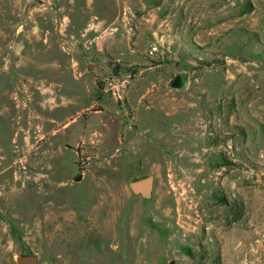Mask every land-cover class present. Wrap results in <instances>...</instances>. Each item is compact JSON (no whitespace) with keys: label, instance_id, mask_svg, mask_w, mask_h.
Here are the masks:
<instances>
[{"label":"rangeland","instance_id":"374dc122","mask_svg":"<svg viewBox=\"0 0 264 264\" xmlns=\"http://www.w3.org/2000/svg\"><path fill=\"white\" fill-rule=\"evenodd\" d=\"M31 254L264 264V0H0V264Z\"/></svg>","mask_w":264,"mask_h":264},{"label":"water","instance_id":"95a60500","mask_svg":"<svg viewBox=\"0 0 264 264\" xmlns=\"http://www.w3.org/2000/svg\"><path fill=\"white\" fill-rule=\"evenodd\" d=\"M187 81L183 76L178 75L171 80L169 87L173 90L182 91L186 88ZM76 182L81 180V176L74 179ZM129 190L135 196H139L145 201H148L153 196L154 177L151 175L141 177L128 183ZM17 264H38V256L35 254L21 255L16 258Z\"/></svg>","mask_w":264,"mask_h":264},{"label":"trees","instance_id":"16d2710c","mask_svg":"<svg viewBox=\"0 0 264 264\" xmlns=\"http://www.w3.org/2000/svg\"><path fill=\"white\" fill-rule=\"evenodd\" d=\"M220 202L223 203V205H227L226 201L224 199H220ZM232 206H235V204H233ZM230 207L231 211L233 212L234 210V215H233V218H232V221H237L239 220L241 217H242V214H243V204L242 202H240L238 204V208L236 207V209H233V207Z\"/></svg>","mask_w":264,"mask_h":264},{"label":"built area","instance_id":"2783aa9c","mask_svg":"<svg viewBox=\"0 0 264 264\" xmlns=\"http://www.w3.org/2000/svg\"><path fill=\"white\" fill-rule=\"evenodd\" d=\"M154 50H155V49L153 48L152 51H151V53H152ZM110 87H111V89H112V94H113L115 97H120L119 89H117V87H115V86H112L111 84H110Z\"/></svg>","mask_w":264,"mask_h":264}]
</instances>
